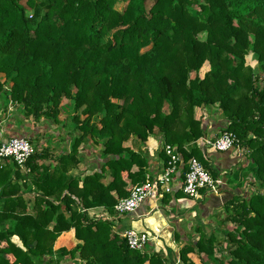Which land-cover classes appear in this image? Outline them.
<instances>
[{"label":"trees","instance_id":"trees-1","mask_svg":"<svg viewBox=\"0 0 264 264\" xmlns=\"http://www.w3.org/2000/svg\"><path fill=\"white\" fill-rule=\"evenodd\" d=\"M8 103L35 122H61L71 108L73 138L54 169L40 172L38 151L27 177L0 163V264H196L190 254L199 264H264V0H0V112ZM213 106L226 120L221 132L247 150L237 174L252 177L249 195L224 206L232 231L216 237L198 225L197 239L165 258L149 245L130 250L111 222L88 216L144 183L149 159L123 145L130 139L160 136L163 167V147H176L181 179L192 157L215 177L197 143L205 134L197 111ZM89 142L103 162L73 178ZM25 191L34 192L31 213ZM71 230L77 244L55 254Z\"/></svg>","mask_w":264,"mask_h":264},{"label":"crops","instance_id":"crops-1","mask_svg":"<svg viewBox=\"0 0 264 264\" xmlns=\"http://www.w3.org/2000/svg\"><path fill=\"white\" fill-rule=\"evenodd\" d=\"M63 103H66V101H63ZM198 116L202 118V123L205 125L203 136L205 138L217 137L221 129L225 127L226 120L221 116L217 106L198 110ZM58 119L61 122L55 123L45 119L35 122L31 117L24 116V111L20 106L8 103L5 112H0V142L16 136L29 137L36 150L44 155V159L36 160L40 172L42 167L54 169L56 166L55 159L70 151L71 146L66 149L62 145H70V140H72L71 133H69L71 132L69 131V128H71L70 121H65L61 115ZM65 123L66 125H64ZM60 128H62V131L59 130ZM87 145L91 146L90 142ZM82 146H80V149H82ZM124 146L135 152L141 151L142 154L148 157L147 175L155 177L162 172L164 162L159 156L162 149L160 136L153 134L143 145L130 139L124 143ZM93 148L95 150L91 148L90 151L94 154L89 153V157H87L88 152L86 149L85 152L79 149L81 162L68 170V175L73 178H82L99 169L100 164L103 162L100 156V148L97 146ZM83 153L85 157L82 156ZM206 158L207 165L211 169L210 172L215 175L214 178H221L224 182V189L218 196L210 195L197 200L190 199L179 191L183 179L178 176L176 181L173 182L172 192L166 195V200L162 198L149 199L135 213L116 217L112 222L115 232L121 234L127 229H135L151 234L156 239L149 244V247L152 248L153 252H157L166 258L170 257L171 254L177 257L178 250L191 241V232L198 225H203L210 232L211 230L226 229L225 227L222 228L226 202L233 195H249V189H251L249 182H252V179H250V176H242L241 172L237 174V169L239 166H243L244 159L234 149L227 152L208 151ZM133 170H136V168H133ZM20 173L27 177L29 171L25 173L21 171ZM30 184L28 181L27 185ZM177 193L179 194L177 195ZM24 194L26 199L30 200L26 211L31 213L34 192L25 191ZM101 209L94 208L92 210L100 211ZM227 226L233 225L227 222ZM67 233L73 232H66L62 235ZM162 250L165 252H162Z\"/></svg>","mask_w":264,"mask_h":264},{"label":"built area","instance_id":"built-area-1","mask_svg":"<svg viewBox=\"0 0 264 264\" xmlns=\"http://www.w3.org/2000/svg\"><path fill=\"white\" fill-rule=\"evenodd\" d=\"M198 145L208 151L227 152L231 149L237 151L239 156L244 157L245 150L242 148L235 135L230 132H220L217 137L198 140ZM163 150L169 158L160 174L155 177L146 175L144 183L131 188L129 195L118 200L112 211L101 209L95 213L92 209L87 210L88 216L94 220L113 222L116 217L135 213L147 200L163 198L165 194L172 192L173 182L176 181L183 166L182 157L176 147L165 145ZM36 148L27 137H11L0 142V163L10 162L22 172H28V160L36 153ZM247 153V150H246ZM224 182L221 178H214L209 171L196 158L192 157L186 163V172L180 186L182 193L193 200L219 195L222 192ZM79 211L83 210L78 208ZM120 236L124 239L130 250L143 252L145 248L156 238L147 232L127 229Z\"/></svg>","mask_w":264,"mask_h":264},{"label":"rangeland","instance_id":"rangeland-1","mask_svg":"<svg viewBox=\"0 0 264 264\" xmlns=\"http://www.w3.org/2000/svg\"><path fill=\"white\" fill-rule=\"evenodd\" d=\"M198 39H200V40H204L205 39V34H200V35H198ZM246 62H247V66H249V67H251V68H253V70L255 71L256 69H258L257 68V66H258V64H257V61H256V58H255V56H253L252 54H249V55H247V57H246ZM208 70V65H207V63L206 64H204V66L202 67V69L200 70V76L202 77L203 75H204V73L206 72ZM1 80H3V76H1ZM70 115H71V108H68V110L67 111H63L62 113H61V116L63 117V119H65V121H69V117H70ZM197 116H198V111H197ZM200 117V116H199ZM202 119V118H201ZM64 125H66V123L64 124ZM69 125H70V123H69ZM62 128H60L59 130L60 131H62L61 130ZM69 131H71V129L69 128ZM69 133H71V137L73 138V133H72V131L71 132H69ZM69 133H67V134H69ZM64 136H66V135H64ZM28 139L29 140H31L29 137H28ZM133 140V139H132ZM133 141H135V140H133ZM31 143L33 144V142L31 141ZM126 143V142H125ZM146 143V142H145ZM71 144H72V140H70V145H67V144H63L62 145V147H66V149H68L69 148V146H71ZM34 145V144H33ZM90 145L91 146H88L87 144H83V146H82V149H80L81 151H86L87 150V157H89V153L90 154H94V152H92V151H90V149L92 148V149H94L93 147V145L90 143ZM124 145V144H123ZM132 145H135V144H132ZM134 147V146H133ZM70 149H71V147H70ZM86 149V150H85ZM95 150V149H94ZM136 152H139V153H142L141 151H136ZM84 154V153H83ZM245 154H246V150H245ZM83 157H85V154L84 155H82ZM241 158L242 159H244L243 160V162H244V166H246L247 165V161H246V159L243 157V155L241 156ZM22 173H25V172H22ZM92 173H94V172H92ZM248 176V175H247ZM106 177V183L108 182V181H110L111 180V177H109L108 175H106L105 176ZM250 179H252V177H250ZM246 182H248V181H246ZM131 188L132 187H129L128 189H129V191L131 190ZM238 190V189H237ZM249 190H252V189H249ZM241 193H242V191H241ZM95 213H98V212H96V211H94ZM90 216V215H89ZM222 221H224V220H222ZM218 222V221H217ZM218 224H220V222H218ZM226 228V230H230V231H232L233 229H234V225L233 226H227V223H226V225H225V223H222V228ZM227 227H229V229H227ZM204 230L206 231V233L207 234H211V233H213L214 234V236H216V237H221V234H220V231H216V232H214V230H211V232L210 231H207L206 229H205V227H204ZM222 230V229H221ZM72 232H73V230H71ZM70 232V231H69ZM192 233V235L190 236V240L191 241H195L196 239H197V234H196V232H195V229L191 232ZM194 234V235H193ZM120 235V234H119ZM219 235V236H218ZM121 237V236H120ZM190 242V241H189ZM189 242H187V243H189ZM77 244V240L74 238V232L73 233H67V234H65V235H61L57 240H56V242L54 243V247H53V249H54V252H55V254L56 253H58L59 252V250L61 249V248H63V249H65V250H69V249H72L75 245ZM148 248V246L145 248V249H147ZM167 250V249H166ZM162 252H165L164 250H162ZM169 252V251H168ZM175 257V256H174ZM189 257H190V259L194 262V263H196V264H199V256L198 255H195V254H190L189 255ZM202 259H205V258H203V256L201 255V260ZM204 261H206V260H204ZM62 263L63 264H72L73 263V261H71L69 258H64L63 260H62Z\"/></svg>","mask_w":264,"mask_h":264}]
</instances>
